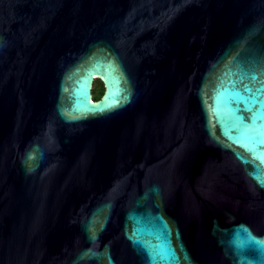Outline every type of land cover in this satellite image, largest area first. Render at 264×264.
Instances as JSON below:
<instances>
[{
    "label": "water",
    "instance_id": "95a60500",
    "mask_svg": "<svg viewBox=\"0 0 264 264\" xmlns=\"http://www.w3.org/2000/svg\"><path fill=\"white\" fill-rule=\"evenodd\" d=\"M149 254L264 264V0H0V264Z\"/></svg>",
    "mask_w": 264,
    "mask_h": 264
},
{
    "label": "snow or ice",
    "instance_id": "6c2138e0",
    "mask_svg": "<svg viewBox=\"0 0 264 264\" xmlns=\"http://www.w3.org/2000/svg\"><path fill=\"white\" fill-rule=\"evenodd\" d=\"M107 106H110V105H104V106H101L100 107V110H103V107H107ZM245 233H246V236H247V240L249 241H254L256 244H259V241H256V238L254 236H252L247 229H244L243 230ZM175 250L173 249V252ZM149 264H167V257L163 256V255H160L159 257V260H157V256L156 255H152V254H149ZM178 259V258H177Z\"/></svg>",
    "mask_w": 264,
    "mask_h": 264
},
{
    "label": "trees",
    "instance_id": "16d2710c",
    "mask_svg": "<svg viewBox=\"0 0 264 264\" xmlns=\"http://www.w3.org/2000/svg\"><path fill=\"white\" fill-rule=\"evenodd\" d=\"M104 92V84L101 80L97 79L93 86V96L95 99H99Z\"/></svg>",
    "mask_w": 264,
    "mask_h": 264
}]
</instances>
